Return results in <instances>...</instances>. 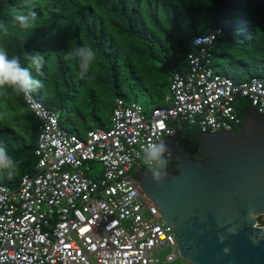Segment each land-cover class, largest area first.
Segmentation results:
<instances>
[{"label":"trees","instance_id":"16d2710c","mask_svg":"<svg viewBox=\"0 0 264 264\" xmlns=\"http://www.w3.org/2000/svg\"><path fill=\"white\" fill-rule=\"evenodd\" d=\"M26 5V6H25ZM35 11L31 29L14 23L17 14ZM0 47L9 55L40 53L45 64L33 78L41 81L38 100L57 113L62 128L79 136L110 125L118 98L144 91L155 108L167 105L174 74L189 70L187 55L193 40L221 30L208 49V66L235 83L242 74L264 78V0H0ZM88 45L95 60L83 78L78 62L64 58L69 49ZM208 59V58H207ZM222 59L223 62H218ZM204 63L206 58L203 59ZM219 67L220 70H217ZM36 98V99H37ZM234 106L241 123L251 104L237 97ZM184 124L178 148L189 159H204L197 123ZM96 123L94 126L93 123ZM187 124L194 127L187 130ZM41 122L24 95L0 89V144L15 161L12 179L0 170V183L17 187L25 174L37 171V146ZM186 128V129H185ZM264 225V216L259 218Z\"/></svg>","mask_w":264,"mask_h":264},{"label":"built area","instance_id":"2783aa9c","mask_svg":"<svg viewBox=\"0 0 264 264\" xmlns=\"http://www.w3.org/2000/svg\"><path fill=\"white\" fill-rule=\"evenodd\" d=\"M220 34L194 38L188 72L174 74L167 105L149 117L139 104L118 98L107 128L79 136L32 92L24 96L41 122L37 171L14 188L0 183V264H159L153 253L166 248L172 249L166 261L177 260L173 227L148 202L133 170L141 147L166 144L175 121L197 123L202 133L232 131L241 123L237 97L264 113V78L235 83L208 66V49ZM165 156L172 165V154ZM95 162L104 167L100 180L89 176Z\"/></svg>","mask_w":264,"mask_h":264},{"label":"water","instance_id":"95a60500","mask_svg":"<svg viewBox=\"0 0 264 264\" xmlns=\"http://www.w3.org/2000/svg\"><path fill=\"white\" fill-rule=\"evenodd\" d=\"M243 114L239 130L195 133L204 159L174 150L170 137L167 153L175 163L164 179L136 172L189 264H264V113L248 107Z\"/></svg>","mask_w":264,"mask_h":264},{"label":"clouds","instance_id":"9594fccd","mask_svg":"<svg viewBox=\"0 0 264 264\" xmlns=\"http://www.w3.org/2000/svg\"><path fill=\"white\" fill-rule=\"evenodd\" d=\"M35 20V11H31L29 15L17 14L13 17L14 23L18 24L22 30L31 29L35 24ZM0 30H3L5 33L8 31L3 22H0ZM217 32L214 33L216 34ZM95 55L96 53L92 47L83 45L69 49L64 58L78 62L80 68L79 75L83 78L95 60ZM24 59L28 62L27 66L22 65L19 56H10L6 48L0 47V89H10L17 95L27 96L33 90L41 87V81L33 78L32 69L38 74L41 72L46 62L44 55L26 52ZM167 152V145L162 140L158 142H147L140 149L143 163L147 166V173L151 174L152 179L158 183L166 175L165 170L168 167V160L165 154ZM0 170L5 171L9 179L13 178L16 171L15 161L9 155L6 145L3 144H0ZM249 216L253 217L254 214L250 212Z\"/></svg>","mask_w":264,"mask_h":264},{"label":"rangeland","instance_id":"374dc122","mask_svg":"<svg viewBox=\"0 0 264 264\" xmlns=\"http://www.w3.org/2000/svg\"><path fill=\"white\" fill-rule=\"evenodd\" d=\"M193 49H194V51L196 50L194 47H193ZM218 62H223V60L219 59ZM216 69L220 70L219 67H216ZM249 77H250V74H242L243 79H250ZM167 93H168V95H171V90H168ZM35 95L37 98V96H38L37 90L35 91ZM123 99L126 102L131 101V102H135V103L139 104L142 107L144 114L148 117L151 116L153 108L155 107V105L151 103L148 95L144 91H136L134 93H129L128 98H123ZM93 125L95 126L96 123L94 122ZM175 127L178 128L179 130H184V124L181 121L176 122ZM187 130L193 131L194 127L190 124H187ZM139 169H146V165L143 163L142 159L140 160L139 165L134 168L133 173L136 174V172ZM103 171H104V167L101 163H99V162L92 163L91 164V170L89 172V176L91 178H93L94 180H100L103 177ZM148 202L152 204L151 200H148ZM170 252H172V249L166 248L164 250L154 252L153 257L160 260L159 264H189V263L183 261L182 259H180L179 256L175 262H167L166 257Z\"/></svg>","mask_w":264,"mask_h":264},{"label":"flooded vegetation","instance_id":"af4514ba","mask_svg":"<svg viewBox=\"0 0 264 264\" xmlns=\"http://www.w3.org/2000/svg\"><path fill=\"white\" fill-rule=\"evenodd\" d=\"M236 129H238V128H236ZM169 139H170V138H169ZM181 139H182V136H177V133H176L174 136H172V138H171L172 141H175L174 144H173V146H174V150H176V151H178V152H180V153H181V151H180V149L178 148V145H179V141H180ZM188 159H189V158H188ZM174 163H175V160H173V161H172V165H170V166H168V167H173ZM173 172H176V170L173 169Z\"/></svg>","mask_w":264,"mask_h":264}]
</instances>
